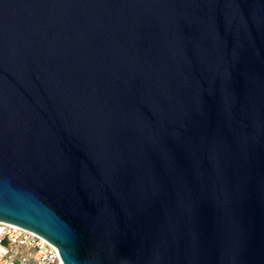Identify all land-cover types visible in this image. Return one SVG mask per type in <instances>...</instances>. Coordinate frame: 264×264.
<instances>
[{"label": "water", "instance_id": "water-1", "mask_svg": "<svg viewBox=\"0 0 264 264\" xmlns=\"http://www.w3.org/2000/svg\"><path fill=\"white\" fill-rule=\"evenodd\" d=\"M0 220L62 264H264V0H0Z\"/></svg>", "mask_w": 264, "mask_h": 264}, {"label": "built area", "instance_id": "built-area-1", "mask_svg": "<svg viewBox=\"0 0 264 264\" xmlns=\"http://www.w3.org/2000/svg\"><path fill=\"white\" fill-rule=\"evenodd\" d=\"M0 264H62L57 247L41 235L0 220Z\"/></svg>", "mask_w": 264, "mask_h": 264}]
</instances>
